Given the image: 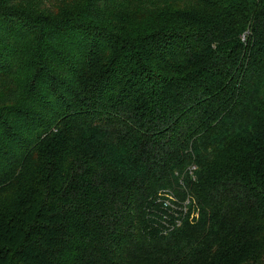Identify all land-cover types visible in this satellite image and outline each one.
Returning <instances> with one entry per match:
<instances>
[{
  "label": "trees",
  "instance_id": "obj_1",
  "mask_svg": "<svg viewBox=\"0 0 264 264\" xmlns=\"http://www.w3.org/2000/svg\"><path fill=\"white\" fill-rule=\"evenodd\" d=\"M0 264H264V0H0Z\"/></svg>",
  "mask_w": 264,
  "mask_h": 264
}]
</instances>
